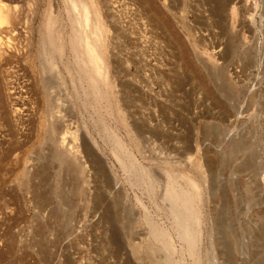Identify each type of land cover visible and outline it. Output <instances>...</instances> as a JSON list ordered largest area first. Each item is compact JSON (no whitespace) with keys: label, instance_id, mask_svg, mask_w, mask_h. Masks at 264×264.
<instances>
[{"label":"rangeland","instance_id":"obj_1","mask_svg":"<svg viewBox=\"0 0 264 264\" xmlns=\"http://www.w3.org/2000/svg\"><path fill=\"white\" fill-rule=\"evenodd\" d=\"M93 1L105 87L93 16L80 40L65 0H0V264H264V0ZM191 178L195 245L167 195Z\"/></svg>","mask_w":264,"mask_h":264},{"label":"bare ground","instance_id":"obj_2","mask_svg":"<svg viewBox=\"0 0 264 264\" xmlns=\"http://www.w3.org/2000/svg\"><path fill=\"white\" fill-rule=\"evenodd\" d=\"M66 1V5H67V8H66V10H68V11H70L69 13H72L71 11H74V13H72L73 14V16H75L74 18L75 19H73L74 21V23H72V28H73V26H75L74 28V30H76V27H77V30L76 31H78V33L76 32V33H74L77 37L79 36L80 37V40H82L81 39V35L82 36H84L86 33H84L85 31H88V33H92L93 35H94V29H95V31L96 32H99V31H101V29L103 28V15L101 14V10H100V8L97 6V4L93 1V0H65ZM105 1V0H104ZM103 2V1H102ZM65 5V6H66ZM115 7V6H114ZM113 6H111L110 4H106V18L108 19V23H109V26H110V28H113L112 30H114L117 26H116V24H117V20H116V11L117 10H115V8H114ZM103 8V7H102ZM117 9V8H116ZM65 10V11H66ZM118 12V11H117ZM120 12V11H119ZM67 13V12H66ZM51 14V13H50ZM75 14V15H74ZM48 15V14H47ZM69 16L71 15V14H68ZM50 16V15H49ZM56 16V15H55ZM54 16V17H55ZM68 16V17H69ZM91 16H93V20L94 21H92L93 22V24H90L91 26H93L91 29H92V31H90L89 32V28L91 27L90 25L87 27L86 25H87V23H88V20H89V18L91 17ZM51 17V16H50ZM54 17H53V19H54ZM9 18V15H8V13L6 12V11H4L3 9L1 10V12H0V24H2V23H4L7 19ZM71 17H69L68 19H70ZM57 19V18H56ZM119 20V19H118ZM52 21L53 20H51V21H49V22H51L52 23ZM72 22V21H71ZM91 22V23H92ZM50 24V23H49ZM49 24L47 23V25L49 26ZM74 24H76V25H74ZM89 24V23H88ZM45 25V24H44ZM54 25V23H52V25L50 26L51 28H52V26ZM48 26H46L45 28H47V32L49 31V30H51L50 29V27H48ZM60 27V26H59ZM44 28V27H43ZM85 28H88V29H86L85 30ZM53 29V28H52ZM73 30V29H72ZM116 30V29H115ZM52 31L53 30H51L50 32H46L47 34V36H48V42H50V37L51 36H53L51 33H52ZM105 31V30H104ZM54 32H56V31H54ZM60 32V31H59ZM83 32V34H81ZM72 33V32H71ZM99 33H101V32H99ZM55 34V33H54ZM74 34H72V36L74 35ZM81 34V35H80ZM98 34V33H97ZM51 35V36H50ZM88 35V34H87ZM86 35V36H87ZM98 35H100V34H98ZM101 35H102V33H101ZM57 38L59 37V36H61V35H59V36H57V35H55ZM55 36H53L54 38V40H52V38H51V42L53 41V43H55V40H57V41H59L58 39H60V38H58V39H56V37ZM76 36H73L75 39H76ZM86 36H85V38H86ZM90 36V35H89ZM89 36H88V39H90L89 38ZM95 36V38L97 39L98 37H97V35H94ZM102 36H104V35H102ZM42 37H44V36H42ZM78 37V38H79ZM91 37V36H90ZM73 38V40H75ZM83 38V37H82ZM84 38V39H85ZM91 38H93V37H91ZM45 39H47V37L45 38ZM96 39H94V41H92V42H90L91 40H93V39H90V41L88 40H86V42L83 44H81L82 46H79V52L81 53V55L83 54V55H85L86 57H84V60H87L86 62H88L89 63V65L91 66V71L98 77V78H101V80H102V82H103V84L101 85L100 84V86H103V87H105V85L104 84H108L109 82H110V73H111V70H110V67L112 66V68H113V66H114V62H115V59H117L116 58V56H115V54L113 53V50L111 49V47L106 43V39L104 38V37H102V38H100V36H99V38L96 40ZM44 40V39H43ZM56 41V42H57ZM71 41H72V39H71ZM70 41V42H71ZM44 42V41H43ZM51 42L50 43H48L49 45L51 44ZM75 42V41H74ZM79 43H80V41H78ZM58 43H61V42H58ZM75 44V43H74ZM76 44H77V39H76ZM56 45V44H55ZM55 45H53L54 46V48H55ZM79 45V44H78ZM52 46V45H51ZM57 47H58V45H56ZM71 46V45H70ZM76 46V45H75ZM59 47H60V45H59ZM58 47V49L56 48V50L57 51H60L62 48H59ZM61 47H62V44H61ZM73 46H71V48H72ZM114 47V46H113ZM112 47V48H113ZM53 47L51 48V50H53L54 49ZM55 50V51H56ZM72 50H73V48H72ZM78 50V49H77ZM52 52H54V50L52 51ZM77 53V52H76ZM175 54H177V50H175ZM175 54H174V56H175ZM117 55V54H116ZM76 57V56H75ZM81 58V57H80ZM85 58H87V59H85ZM82 59V58H81ZM78 60V59H77ZM83 60V59H82ZM81 60V63L83 64V61ZM88 63H86V64H88ZM173 63H174V65H173V74H174V77H176V75H177V73H178V71H179V64H178V61H177V59H176V56L174 57V60H173ZM84 64H85V61H84ZM85 64V65H86ZM75 65V64H74ZM77 65H78V63H77ZM88 66V65H87ZM89 66V67H90ZM76 67H78V66H76ZM75 67V68H76ZM79 69V68H78ZM85 69V68H84ZM89 70V69H88ZM79 71V70H78ZM113 71V70H112ZM91 72V73H92ZM84 73H86L87 74V72H84ZM93 73L91 74V76H93ZM117 73V72H116ZM77 74V73H76ZM85 74V75H86ZM88 75V74H87ZM95 75H94V77H95ZM88 78V77H87ZM89 79V78H88ZM94 81L95 80H93V79H91L90 81H87L88 83V85L87 86H89V87H91V91L92 92H94L95 90L98 92L99 91V88L97 89L95 86V84H93L94 83ZM117 81V80H116ZM116 83V82H115ZM99 85V84H98ZM97 85V86H98ZM109 86V85H108ZM99 87V86H98ZM101 88V87H100ZM105 89V88H104ZM104 92V91H103ZM102 92V93H103ZM105 92H107V91H105ZM104 92V93H105ZM98 93H100V91L98 92ZM101 93V94H102ZM103 93V94H104ZM94 94V93H93ZM102 94V95H103ZM107 94V93H106ZM105 94V95H106ZM95 95H97V94H95ZM100 95V94H99ZM101 95V96H102ZM98 96V95H97ZM101 96H99V98L101 97ZM104 96V95H103ZM102 96V97H103ZM106 97V96H105ZM158 124V123H157ZM64 141H65V136H61V145H64ZM69 144V143H68ZM67 144V145H68ZM66 146V145H65ZM72 146L70 145V146H68L67 148H71ZM120 147H122V146H120ZM131 153V152H130ZM131 155V154H130ZM129 156V155H128ZM131 156H133L134 157V155H131ZM143 156V155H142ZM132 158V157H131ZM136 158V157H135ZM135 158H134V160L133 161H135ZM169 159V158H168ZM127 161V160H126ZM168 162H169V160H167ZM121 162V161H120ZM174 162V161H173ZM173 162H172V164H173ZM122 163V162H121ZM133 164H135V163H133ZM138 164H140L139 162H138ZM122 165V164H121ZM136 165V164H135ZM199 165V164H198ZM123 166V165H122ZM137 166H139V165H137ZM123 167H125V166H123ZM131 167V166H130ZM198 167V166H197ZM200 167V166H199ZM133 168V167H132ZM137 168V167H136ZM140 168V167H139ZM107 171V170H106ZM136 171V170H135ZM174 176V175H173ZM182 177V176H181ZM170 180V179H169ZM189 180V179H188ZM187 180V181H188ZM192 180V178L190 179V181H188V182H190L189 183V185H190V187H191V190L193 189V188H197L196 190L195 189H193L194 191H195V194L194 195H192V196H190L189 195V192L187 191V187H186V191H178V190H176V191H178V192H176L174 189H172L173 191H171V190H167L168 192V198H170V201H171V204H172V206L174 207V208H176V211H175V213H176V217H177V220H178V225H179V228H180V231L178 230V232L181 234V236H185V237H187L188 235H190L189 233L190 232H192V237L190 238V240H192L191 242H192V244H198V242L200 241V239H201V237H202V226H201V224H202V211H201V191H200V189H199V187H197V185L195 184L196 182L195 181H191ZM171 181V180H170ZM172 182V181H171ZM195 182V183H194ZM166 185H167V183H166ZM171 185V184H170ZM168 186V185H167ZM167 186H165V187H167ZM181 188V187H180ZM169 189V188H168ZM189 190V189H188ZM190 191V190H189ZM192 194H193V191L191 192ZM163 194V193H162ZM163 195H166V194H163ZM136 197V196H135ZM165 197V196H164ZM142 200V199H141ZM138 202H141L140 200L138 201ZM140 205H141V203H140ZM139 206V205H138ZM143 207H145L144 205H142ZM169 206H170V203H169ZM171 207V206H170ZM172 207V208H173ZM174 210V209H173ZM172 210V211H173ZM187 212L190 214L189 216H191V215H193V218H192V220H191V218L188 216V218L191 220V221H188V219H187V216H186V214H187ZM191 212H193V214H191ZM173 214V213H172ZM188 215V214H187ZM175 221H176V219H175ZM176 224H177V222H176ZM177 230V229H176ZM163 234V233H162ZM161 234V235H162ZM179 234V235H180ZM164 235V234H163ZM168 236V235H167ZM180 237V236H179ZM189 237V236H188ZM171 239L169 238V241H170ZM167 241V240H166ZM168 241V242H169ZM172 241V240H171ZM189 242V241H188ZM170 244V243H169ZM172 244V243H171ZM169 247V246H168ZM192 251V250H191Z\"/></svg>","mask_w":264,"mask_h":264}]
</instances>
